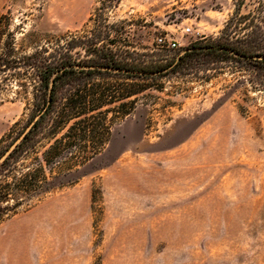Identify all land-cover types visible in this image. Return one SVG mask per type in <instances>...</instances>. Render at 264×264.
I'll use <instances>...</instances> for the list:
<instances>
[{"label": "rangeland", "instance_id": "1", "mask_svg": "<svg viewBox=\"0 0 264 264\" xmlns=\"http://www.w3.org/2000/svg\"><path fill=\"white\" fill-rule=\"evenodd\" d=\"M1 10L23 52L81 38L69 54L167 67L146 72L157 77L130 114L107 113L99 154L80 143L49 172L50 191L0 222V264H264V0H9ZM222 43L248 54L212 51L187 74L169 70L193 45ZM34 95L31 82L0 76V139L12 129L0 149L34 122Z\"/></svg>", "mask_w": 264, "mask_h": 264}, {"label": "trees", "instance_id": "2", "mask_svg": "<svg viewBox=\"0 0 264 264\" xmlns=\"http://www.w3.org/2000/svg\"><path fill=\"white\" fill-rule=\"evenodd\" d=\"M10 24L9 13L0 10V76L25 79L33 84L35 95L29 120L34 122L11 153L0 161V222L16 214L21 207L29 209L35 200H40L50 191L49 172L61 164L67 152L73 154L71 150L78 148L80 143L91 141L95 145L87 153L92 157L99 154L112 135L107 113L112 111L114 116L130 114L135 109L138 96L151 87L148 79L157 77L99 68L86 69L85 66L91 65L125 70L133 68L128 61H121L113 55L98 54L97 59H82L69 54L71 48L83 42L81 38L68 43V46L57 39L36 45L31 53L23 52L17 47L16 35ZM212 51H221L226 55L235 51L245 57L248 54L246 46L196 44L173 61L169 70L187 74L198 55H207ZM166 67L141 69L143 72H159ZM95 77L99 81L90 84ZM11 131L0 139V146ZM45 140L52 143L43 150ZM11 146L0 149V158Z\"/></svg>", "mask_w": 264, "mask_h": 264}, {"label": "water", "instance_id": "3", "mask_svg": "<svg viewBox=\"0 0 264 264\" xmlns=\"http://www.w3.org/2000/svg\"><path fill=\"white\" fill-rule=\"evenodd\" d=\"M91 68H97V67L92 66ZM99 68L104 69V70H112L115 72H121V73H131V74H137V75L147 74L146 72H143V71L125 70V69H120V68H109V67H99ZM32 125L33 123L27 128L25 133L16 140V142L10 147V149H8V151L0 158V161H3L11 153L13 148H15V146L21 141V139L25 136L26 132L30 130Z\"/></svg>", "mask_w": 264, "mask_h": 264}, {"label": "built area", "instance_id": "4", "mask_svg": "<svg viewBox=\"0 0 264 264\" xmlns=\"http://www.w3.org/2000/svg\"><path fill=\"white\" fill-rule=\"evenodd\" d=\"M185 31L188 33V32H191V28L190 27H187L186 29H185ZM158 41H159V43H160V45H162V46H164V45H166V42H168L167 44L169 45V46H172V47H176L178 44L176 43V41H172V40H170V41H167V39H165L164 37H160L159 39H158Z\"/></svg>", "mask_w": 264, "mask_h": 264}, {"label": "crops", "instance_id": "5", "mask_svg": "<svg viewBox=\"0 0 264 264\" xmlns=\"http://www.w3.org/2000/svg\"><path fill=\"white\" fill-rule=\"evenodd\" d=\"M8 1L9 0H0V10L7 5Z\"/></svg>", "mask_w": 264, "mask_h": 264}]
</instances>
